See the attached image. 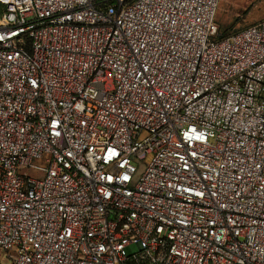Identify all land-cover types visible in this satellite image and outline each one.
<instances>
[{
    "label": "built area",
    "instance_id": "2783aa9c",
    "mask_svg": "<svg viewBox=\"0 0 264 264\" xmlns=\"http://www.w3.org/2000/svg\"><path fill=\"white\" fill-rule=\"evenodd\" d=\"M220 1L0 0V264H264V20Z\"/></svg>",
    "mask_w": 264,
    "mask_h": 264
},
{
    "label": "rangeland",
    "instance_id": "374dc122",
    "mask_svg": "<svg viewBox=\"0 0 264 264\" xmlns=\"http://www.w3.org/2000/svg\"><path fill=\"white\" fill-rule=\"evenodd\" d=\"M264 20V0H221L216 22L220 31L234 33L249 26L255 25ZM151 157L146 158V164ZM128 255H134L138 252L136 246L127 248ZM4 264H10L6 259H2Z\"/></svg>",
    "mask_w": 264,
    "mask_h": 264
},
{
    "label": "trees",
    "instance_id": "16d2710c",
    "mask_svg": "<svg viewBox=\"0 0 264 264\" xmlns=\"http://www.w3.org/2000/svg\"><path fill=\"white\" fill-rule=\"evenodd\" d=\"M219 29H220V28H219ZM220 32H221V34L224 35V36H228V35H230V33H226V31H224V32L220 31Z\"/></svg>",
    "mask_w": 264,
    "mask_h": 264
}]
</instances>
